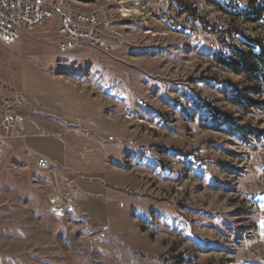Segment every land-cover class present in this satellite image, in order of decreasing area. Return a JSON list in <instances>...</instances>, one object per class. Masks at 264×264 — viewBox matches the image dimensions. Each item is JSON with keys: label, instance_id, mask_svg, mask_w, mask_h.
Segmentation results:
<instances>
[{"label": "rangeland", "instance_id": "1", "mask_svg": "<svg viewBox=\"0 0 264 264\" xmlns=\"http://www.w3.org/2000/svg\"><path fill=\"white\" fill-rule=\"evenodd\" d=\"M113 3L79 4L109 48L0 37V264H264V86Z\"/></svg>", "mask_w": 264, "mask_h": 264}, {"label": "built area", "instance_id": "2", "mask_svg": "<svg viewBox=\"0 0 264 264\" xmlns=\"http://www.w3.org/2000/svg\"><path fill=\"white\" fill-rule=\"evenodd\" d=\"M97 1V0H95ZM106 1V0H105ZM120 14L152 18L187 37L194 45L205 44L228 59L239 52H257L264 47V0H112ZM84 0H0V37L18 39L47 19L58 17L57 37L61 49L88 43L112 47L99 30L100 15L84 11ZM21 94L0 98V140L28 137L21 123ZM44 158L37 166L47 167Z\"/></svg>", "mask_w": 264, "mask_h": 264}, {"label": "trees", "instance_id": "3", "mask_svg": "<svg viewBox=\"0 0 264 264\" xmlns=\"http://www.w3.org/2000/svg\"><path fill=\"white\" fill-rule=\"evenodd\" d=\"M93 2L95 0H84ZM177 1V0H175ZM260 48L257 52H239L236 59H228L221 55L215 54V61L218 65L227 68L236 74L243 75L250 81L259 86H264V47L259 43ZM259 89V87L257 88ZM240 103L245 107H252L253 105H261V102L252 101L249 99L240 100Z\"/></svg>", "mask_w": 264, "mask_h": 264}, {"label": "crops", "instance_id": "4", "mask_svg": "<svg viewBox=\"0 0 264 264\" xmlns=\"http://www.w3.org/2000/svg\"><path fill=\"white\" fill-rule=\"evenodd\" d=\"M29 146H31L32 148H34V146H33V144L31 143V144H28Z\"/></svg>", "mask_w": 264, "mask_h": 264}]
</instances>
